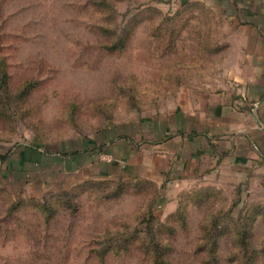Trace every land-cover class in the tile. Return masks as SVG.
<instances>
[{
  "label": "rangeland",
  "instance_id": "obj_1",
  "mask_svg": "<svg viewBox=\"0 0 264 264\" xmlns=\"http://www.w3.org/2000/svg\"><path fill=\"white\" fill-rule=\"evenodd\" d=\"M230 33L211 0H0V264H264V174L171 179L141 134L228 82ZM109 130L142 170L100 174Z\"/></svg>",
  "mask_w": 264,
  "mask_h": 264
},
{
  "label": "crops",
  "instance_id": "obj_2",
  "mask_svg": "<svg viewBox=\"0 0 264 264\" xmlns=\"http://www.w3.org/2000/svg\"><path fill=\"white\" fill-rule=\"evenodd\" d=\"M211 1L222 7L231 25L228 82L210 94L204 88L195 94V102L173 108L174 120L161 118L150 137L141 131L150 142L152 163L159 157L168 158L167 167L161 170L171 174V179L185 178L195 170L206 174L210 169L220 176L230 172L234 178L264 174V0ZM101 140L100 156L106 160L101 162V175H108L113 163L143 169L147 161L142 157L147 155L129 134L113 136L109 130ZM21 151L24 163H38L45 156L26 159ZM83 152L78 149L71 158ZM135 154L136 162L132 160ZM208 155L215 160L213 167L206 165Z\"/></svg>",
  "mask_w": 264,
  "mask_h": 264
},
{
  "label": "trees",
  "instance_id": "obj_3",
  "mask_svg": "<svg viewBox=\"0 0 264 264\" xmlns=\"http://www.w3.org/2000/svg\"><path fill=\"white\" fill-rule=\"evenodd\" d=\"M123 44L124 43H122V45ZM20 150H23L24 156H25L26 159L27 158L33 159L31 157H35V158H37L36 160H38V159H40L44 155V153L42 151H40L37 147L22 146ZM1 157H3V156H1ZM17 207L18 206L16 205L13 208H11L10 210H8L9 214L10 213H14L15 210H16L15 208H17ZM153 207H155V206L153 205ZM151 209H152L151 212L154 213V210H153L152 206H151ZM151 215H154V214H151ZM245 232H246V235H248L247 234L248 233V230L247 229L245 230ZM129 242H133V241H127V240L125 241V243H129ZM214 243H215L214 245L212 244V248H210V251H212L213 253L216 250L215 249L216 242H214ZM160 244H161V242L158 241L157 242L158 247L156 249L158 250V252H160V254L157 255V256L150 255V253L148 251L151 250L152 248L148 250V248L145 247L146 248V251H147V254H149L151 256V258H149L150 264H170V261L168 259H166V257L164 256L166 249L164 248V245L163 244H161V245ZM104 247H107V246H104ZM201 248H206V247L203 246ZM108 249H110V247H107L106 249L104 248V251L106 252V251H108ZM103 258H105V255H103ZM253 259H254V257H249V264H254V262H252Z\"/></svg>",
  "mask_w": 264,
  "mask_h": 264
}]
</instances>
